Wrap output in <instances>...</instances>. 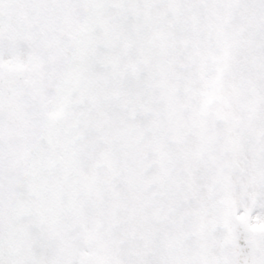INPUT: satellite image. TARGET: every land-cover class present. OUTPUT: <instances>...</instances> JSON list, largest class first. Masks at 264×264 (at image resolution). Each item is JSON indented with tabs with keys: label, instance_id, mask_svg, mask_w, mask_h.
<instances>
[{
	"label": "snow or ice",
	"instance_id": "1",
	"mask_svg": "<svg viewBox=\"0 0 264 264\" xmlns=\"http://www.w3.org/2000/svg\"><path fill=\"white\" fill-rule=\"evenodd\" d=\"M0 264H264V0H0Z\"/></svg>",
	"mask_w": 264,
	"mask_h": 264
}]
</instances>
